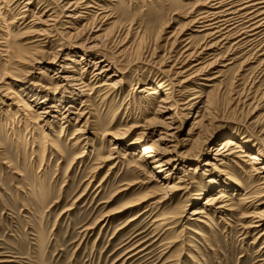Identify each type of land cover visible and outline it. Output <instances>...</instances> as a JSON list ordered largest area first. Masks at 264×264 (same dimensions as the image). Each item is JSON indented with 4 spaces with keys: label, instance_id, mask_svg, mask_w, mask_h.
Returning <instances> with one entry per match:
<instances>
[{
    "label": "rangeland",
    "instance_id": "obj_1",
    "mask_svg": "<svg viewBox=\"0 0 264 264\" xmlns=\"http://www.w3.org/2000/svg\"><path fill=\"white\" fill-rule=\"evenodd\" d=\"M78 1L34 0V8H31L30 15L27 14L30 17L24 25L32 19V15L38 18L44 5L49 4L58 18L51 32V43L32 47L28 44L32 41L30 37L21 35L26 29L24 25L12 24L10 29L15 38L11 43H20L25 54L39 53L26 54L28 57L23 63L11 61L5 67L2 65L5 59L0 55V86L10 87L32 106L33 112L50 111L48 108L54 98H69L76 94L71 111L78 114L84 110L85 113L83 118L72 115L62 135L60 127L65 122L61 121V115L55 114L56 119L51 118L54 114L44 115V121L38 119L45 139L40 146L42 153L35 155L29 146L30 135L24 137H28V142L21 133L17 137L18 142L7 137L6 132L15 126L12 119L16 116L17 108L12 105L6 92H1L0 126L7 124V127L0 130V261L4 259L5 264H261L264 261V250H261L264 238L252 244L257 235L242 231L248 220L240 219L246 208L243 209L237 201L245 193L251 195L258 190L251 187L247 177L235 164L220 166L213 161L210 167L213 170L209 174L203 175L206 172L202 171V164L214 158L219 140L227 133L236 135L247 146L248 155L264 154L260 142L264 140V96L261 95L264 92V78H258L253 70L256 64H246L243 59H238L234 64L227 65L232 56L219 61L215 68L200 76L195 83L184 85L188 86L183 89L187 92L184 93V101L198 96L193 101L194 105L187 110L179 108L171 113L173 102L160 103L163 88H159L161 95L148 103L145 102L146 93H139V89L154 83L160 86L164 82L165 77L158 70L159 66L167 70L173 65H176V69L183 66L185 60L180 58V53L184 44L180 42L190 33L188 31L182 37L194 3L181 5L180 0H97L107 19H95L92 14L75 24L72 18L84 9L83 6L79 9L70 7L69 3ZM41 4L44 5L37 9ZM89 12L96 14L101 10L91 8ZM17 14L9 12L6 19L10 22ZM56 54L57 60L54 58ZM66 57L73 58L75 62H80V57L87 61L79 65L71 64L75 67L73 72L58 67L63 65ZM97 58L105 61L102 66L107 65L108 71L101 79L95 82L91 80V84H88L94 70L92 62ZM194 63L188 62L183 69L175 72L184 71ZM83 70L88 90L113 75L111 80L117 91L105 100L95 92L86 97L85 94L90 91L82 93L76 86L79 82L71 81ZM210 77L216 79L208 81ZM59 86L60 91L54 95ZM179 92L175 95L182 98ZM35 102L43 104L36 105ZM66 105H62L61 111ZM18 114L22 117L21 112ZM168 114L171 115L168 126L156 120L164 121ZM146 121H154L155 124L149 127V136L145 141H137L134 146L126 147L122 152L125 160L119 165L113 166V161L100 170L96 169L113 147V135L118 132L119 137L124 138L130 134L129 138L134 142L144 131L130 127L144 125ZM194 121L200 124L193 127ZM79 127L84 131L83 138H88L89 145L73 148L68 140ZM107 133L112 135L107 136ZM159 137L162 141L155 143L163 150L171 151L177 146L178 154H187L181 158L178 171L168 185H164V194H161L172 197V200L150 211L144 205L131 213L111 215L103 221L104 216L113 214L123 204L149 195L158 187L156 182H148V177L152 176L150 170L146 169L147 174H143L131 165L136 163L132 151L137 147L135 153L139 152L141 146H150ZM106 139L111 144L105 143ZM57 141L62 154H49L48 144L55 142L56 145ZM82 154L79 162L74 161ZM261 164L262 161L258 166ZM189 167H197L199 172L193 176L195 183L188 198L169 196L166 186L174 184L182 171ZM241 167L246 169L245 166ZM222 172L232 179L225 184L237 188L236 192L227 190L238 212L221 220L213 218L209 228L194 226L204 232L205 238L201 240L185 230L184 226L191 224L188 222L191 210L202 207L203 200L213 189V194L223 190L207 185L211 176ZM128 184L132 186L127 187ZM195 199L198 201L193 205ZM258 208L264 209V204ZM146 209L148 212L140 219L126 224ZM177 209H182L185 217L175 229L160 234L153 231L151 225L154 220L176 213ZM171 241L178 243L171 249H165ZM137 244H140V248L136 247ZM188 244L192 248L186 247ZM131 249L136 252L128 254ZM141 249L143 251L136 257L127 259ZM193 259L197 262L194 263Z\"/></svg>",
    "mask_w": 264,
    "mask_h": 264
},
{
    "label": "bare ground",
    "instance_id": "obj_2",
    "mask_svg": "<svg viewBox=\"0 0 264 264\" xmlns=\"http://www.w3.org/2000/svg\"><path fill=\"white\" fill-rule=\"evenodd\" d=\"M187 2L194 3V6L192 12L189 11L190 15L187 17V23L184 28L186 30L184 31V34H182V37L185 36L186 32L190 31V33L186 35V38L182 40V42H180L184 44V46L182 45L183 48L180 53V58H182L183 61L185 60L183 66L179 69H176V65H173L169 70L165 69L162 65L159 66L158 70L161 72L162 76L165 77L164 82L160 86L159 84L154 83L148 84L139 89V93H146L145 102L148 103L152 100H155L156 96L161 95V91H159V88H163L164 93L162 94L163 98L160 103L167 104L173 102L176 107H174L173 105V107L170 109L171 113L176 112L177 110H179V108H182V111L187 110L188 108H190V106L194 105L193 101L198 99V96L192 97L191 99L184 101V93L187 92L183 91V89L185 87H188H184V85H187L191 82L195 83V81L200 76H204L209 70L215 68L218 65L219 61H224L228 56H232V58L229 59V63L227 65L234 64L236 61H238V59H243V63L256 64V67L253 70L256 71V73L258 74V78H264V0H180L181 5H187ZM43 5L44 4L38 5L37 9L41 8V6ZM94 5H96L97 7H95ZM69 6H75L76 9H79L83 6L82 9H84V11L78 13L75 17L72 18V22H75V24L78 23L81 19H86L87 16H92V14L94 15L95 19H107V16L104 15L105 12L102 10V8H100L97 0H79L75 3H69ZM31 8H34V0H0V55L5 59L2 64L3 67L8 66L11 61L16 63H23L26 60L25 58L28 57V55L32 54L29 52L26 53L28 54L26 55L20 43H11V40L12 38H15V35H13L10 29V26L12 24H16L19 26L24 25L25 20L30 17L27 14H31ZM91 8L101 10V12H99L100 14H94L93 12L90 13L89 11ZM9 12H18L16 18L12 19L10 22L6 19L7 14ZM39 17L35 18L34 15H32V19L23 26V28H26L24 34H21L22 36L24 35L25 38L30 37L32 41H30L28 44L32 45V47H43L42 43H51V32L52 29L55 28V23L58 22V18L55 15L54 9L49 4L44 5ZM66 17L70 18L69 16ZM36 25L40 26L36 27ZM71 25H74V23H71ZM176 40L177 39H175V41ZM37 53L39 52L34 51V54L32 55H35ZM54 58L55 60H57V54ZM65 61L69 62V64H66ZM83 61L87 60L83 57H80V62ZM80 62H75L73 58L66 57L64 62L62 63L63 65H59L58 67L63 70L71 69L73 70V72H75V67L71 66V64L79 65ZM188 62L195 63L184 71L175 72V70L183 69V67ZM104 63V60L98 58L94 62H92L94 70L89 78L90 80L88 84H91L92 81L95 82L96 80L101 79L102 75L106 71H108L107 65L102 66V64ZM84 71L85 70L80 72L77 75L78 77L75 76L76 78H73L71 81L79 82V84L76 86L79 87V90H82V93L90 91L89 93L85 94L86 97H90L92 93L95 92V94H99V96H101L102 99L105 100L109 97V95L112 94L113 96V94L117 91L116 85L111 80L113 75L106 78L107 80L101 83L100 85L94 86L91 88V90H88L89 85L86 84V82L84 81ZM181 78L184 79H182V81H179V79ZM215 79L216 78L210 77L208 78V81H214ZM208 87L212 88L213 86L209 85ZM60 88L61 86L56 88L54 95H57L58 90ZM178 91H180L179 93L182 94V98L176 97L175 94ZM1 92H6L5 94L9 96V99L12 101V105L16 106L17 108L16 116L14 117V119H12V122L15 126L13 129L9 128L10 132H6L7 137L14 139L16 142H18L17 137L20 133L22 135V138H24L26 135H30L31 142L29 146H31V152L35 155L42 153L43 148H41L40 146L42 145V141L45 139L44 132L42 131V126H40V123L37 122L38 119L44 121L42 120L43 116H49L50 114H54L53 116H51V118L56 119L57 116L55 114L61 115V121L65 122L61 124L60 127L62 131L60 135H62L63 130L65 129V124L70 123L72 115H76V118H83L85 115L84 110L78 114H73L71 111L73 109L72 104L74 103L73 98L74 96H76V94H72L73 96L70 95L69 98H54L52 105H50L48 108L50 109V111L46 109L42 112L36 113L32 111V106L26 101H24L22 98H20V96H18L16 93H14L10 87L0 86V94ZM261 95L264 96V92L261 93ZM38 103H36V105H39L40 103L43 104V102H40L39 104ZM64 103L68 104V106L66 105L67 107L62 108L61 111V107ZM82 107L83 106H81V108ZM19 112L22 113V117L19 116ZM17 114L19 117L18 119ZM34 114L36 115V117ZM16 119L17 121H15ZM156 120L159 123L168 126V124H170L171 122V115L168 114V116L164 118V121H161L160 119ZM77 121L78 119L75 120L76 123ZM199 121H194L193 127L194 125L200 124ZM29 123L32 124V126H28ZM46 123L48 124V122ZM144 123V125L136 124L130 127V129L138 128L139 130L144 131L141 134V137H139V139L134 142L130 140V134H127L124 138L119 137L118 132L113 135V147L109 150L108 156L100 160V164L96 169L100 170L105 167L107 163L113 161V166H115L116 164L119 165L120 162L125 160V156L124 154H122V152L125 150L126 147L134 146L137 141H145L149 136V127L152 126L154 121H146ZM5 127H7V124L6 126L1 124L0 130L2 128L5 129ZM82 135H84V131L81 130V127L75 129L74 133L68 140V144L73 148L88 146V138H83ZM109 135L112 134L107 133V136ZM54 137L57 138V136ZM24 139H26V142L29 141L28 137ZM107 140L108 139H106L105 143L111 144V141L107 142ZM156 141H162V138L159 137L157 140L151 142L150 146L144 144L143 146H141L140 151L137 153H135L137 147L136 149L134 148L135 150L132 151V155L136 156V163L132 164L131 167L142 172L143 174H147L146 169L150 170L152 176H147L149 178L148 182H156L158 187L153 191L151 190L152 192L150 191L151 193H149V195L140 197L138 199L123 204L118 208L117 211L113 212V214L104 216L103 221L111 217V215L113 216L131 213V211H135V209L140 206L143 207L144 205H146L147 209L149 208L150 211V209L159 207L160 205H165L167 201L172 200V197L168 198L167 196H161V194H164V185H168L173 175H175V172L178 171L179 168L177 169V167L181 165V158H183L187 154H184V156L178 154L176 150L177 146L173 147L171 151L163 150L162 148H160V146L155 143ZM260 142L262 143V147H264V140H260ZM54 143L55 142H52V145L48 144L50 150H48L47 152L51 155L62 154L60 151L59 141L56 142V145ZM102 145L104 144L102 143ZM36 148L37 150H35ZM247 150V146L242 143L236 135L227 133L222 136V138L219 140V145L217 146V149L215 151L214 158H212L211 160H207L202 164L204 166L202 167V171L206 172L203 173V175L209 174V172L213 170L212 168H210L213 166V161H215L216 163L218 162V165L220 166H227L229 163H232L237 165L240 168V171L244 173V176L247 177V181L251 185V187H256V189L258 190L257 193L249 195L247 192L243 196L239 197L237 200L240 202V206H242L243 209L246 208V212L241 215L240 219L243 221L248 220V223L243 226L244 230L242 231H245L249 235L251 233L257 235L254 239V242L252 243L254 244L256 240L264 238V209L260 210L258 208V206L264 204V154L260 152V154L256 153L248 155ZM82 153L84 154L85 152ZM83 154L74 158V161L79 162V160H81V158L83 157ZM149 158L152 160H149ZM260 161H262V164L261 166H258ZM241 165L245 166L246 169L243 170V167H241ZM113 166L110 167V169H112ZM198 172L199 168L197 169V167H189L186 171H182V175L179 176L178 180L174 184L169 185L168 187L166 186V188L169 189V196H179L180 198L186 200L190 194V190L193 188V185L195 183L193 180V176L195 174H198ZM231 180L232 179L224 175L223 172L217 176H211L207 180V185L210 188L223 190H217L219 192L213 194V191H215L213 189L210 195L207 196L205 200H203L202 207L194 208L191 210V214H189L191 218L188 219V222H190L191 224L187 226L185 225V230L191 231L194 236L203 240L205 238L204 232L194 228V226L204 225V227L209 228L213 222V218L218 217V219L221 220L227 215H235L238 212V209L232 203L227 190L233 189V191L236 192L237 188L233 186L230 187L229 185L225 184L227 183V181L231 182ZM131 186L132 184L127 185V187ZM158 192L159 194H157ZM156 199L158 200L152 202ZM197 201L198 199H195L192 202L193 205H195ZM203 206H206L208 208H203ZM147 209L144 210L143 213L137 214V216H135L134 218L130 220L128 219L129 221L125 223L129 225L137 219H140V217L143 216L144 213L148 212ZM177 210L178 211L176 213L164 215L160 219L154 220L151 225L153 227V231L156 233L159 232L160 234V232L165 233L175 229L176 225L180 222V220L185 217L183 216L184 211L182 209ZM177 243L178 241L168 242V247L165 249H171L172 246ZM139 245L136 247H139ZM186 247L192 248L190 244H188V246ZM134 249L136 250V248ZM134 249L129 250L128 254L134 252ZM261 250H264V246L261 247ZM142 251L143 250L141 249V251L139 250V252L132 254L128 258H126H134ZM3 260L0 261V264L6 263ZM192 261L194 263L197 262L194 259ZM162 264L168 263L163 262ZM261 264H264V261Z\"/></svg>",
    "mask_w": 264,
    "mask_h": 264
}]
</instances>
